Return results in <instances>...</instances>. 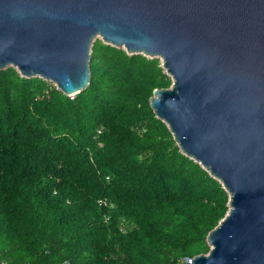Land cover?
Returning <instances> with one entry per match:
<instances>
[{
  "label": "trees",
  "instance_id": "obj_1",
  "mask_svg": "<svg viewBox=\"0 0 264 264\" xmlns=\"http://www.w3.org/2000/svg\"><path fill=\"white\" fill-rule=\"evenodd\" d=\"M89 85L0 70V264H187L228 194L150 107L158 58L96 39Z\"/></svg>",
  "mask_w": 264,
  "mask_h": 264
},
{
  "label": "water",
  "instance_id": "obj_2",
  "mask_svg": "<svg viewBox=\"0 0 264 264\" xmlns=\"http://www.w3.org/2000/svg\"><path fill=\"white\" fill-rule=\"evenodd\" d=\"M96 39L160 60L151 109L228 194L191 264H264V0H0V70L73 97Z\"/></svg>",
  "mask_w": 264,
  "mask_h": 264
},
{
  "label": "built area",
  "instance_id": "obj_3",
  "mask_svg": "<svg viewBox=\"0 0 264 264\" xmlns=\"http://www.w3.org/2000/svg\"><path fill=\"white\" fill-rule=\"evenodd\" d=\"M191 261H192L191 258H186V259H185V262H186L187 264H191ZM1 264H4V263H1Z\"/></svg>",
  "mask_w": 264,
  "mask_h": 264
}]
</instances>
